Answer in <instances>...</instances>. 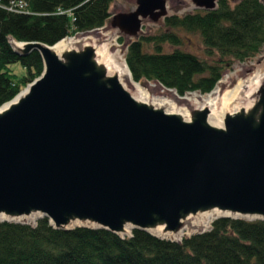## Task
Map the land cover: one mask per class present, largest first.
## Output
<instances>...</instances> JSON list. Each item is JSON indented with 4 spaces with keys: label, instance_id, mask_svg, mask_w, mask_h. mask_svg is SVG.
<instances>
[{
    "label": "water",
    "instance_id": "95a60500",
    "mask_svg": "<svg viewBox=\"0 0 264 264\" xmlns=\"http://www.w3.org/2000/svg\"><path fill=\"white\" fill-rule=\"evenodd\" d=\"M135 2L109 18L120 35L169 15L167 0ZM95 30L63 38L61 51L60 41L9 40L20 56L37 51L43 70L0 106V221L47 217L56 229L181 241L209 230V219H264V72L227 104L236 81L217 88L213 106L179 93L155 103Z\"/></svg>",
    "mask_w": 264,
    "mask_h": 264
},
{
    "label": "trees",
    "instance_id": "16d2710c",
    "mask_svg": "<svg viewBox=\"0 0 264 264\" xmlns=\"http://www.w3.org/2000/svg\"><path fill=\"white\" fill-rule=\"evenodd\" d=\"M113 1L0 0V106L43 70L37 51L20 56L10 38L54 44L88 33L105 25ZM163 26L129 41L125 60L133 79L157 81L180 95L207 93L235 61L262 50L264 1L217 0L215 9L168 15ZM187 33L200 36L206 58L181 47ZM14 62L25 75L10 69ZM0 264H264V219L220 217L181 241L142 229L129 237L100 227L56 229L47 217L35 224L0 221Z\"/></svg>",
    "mask_w": 264,
    "mask_h": 264
},
{
    "label": "rangeland",
    "instance_id": "374dc122",
    "mask_svg": "<svg viewBox=\"0 0 264 264\" xmlns=\"http://www.w3.org/2000/svg\"><path fill=\"white\" fill-rule=\"evenodd\" d=\"M264 1V0H263ZM235 2V1H234ZM233 2V3H234ZM136 5L135 0H114L111 4L112 13H117L119 11H125L133 8ZM168 5V14H178L182 15L187 12H193L198 9H204L197 7L192 0H167ZM164 23V19H160L156 22L150 20L149 18L143 21L142 30L139 35L136 37H130L127 35H120L116 28H113L110 24V19L105 23L104 26L98 28V31L104 36H111L109 46L111 47L113 57L117 62L126 63L125 54L127 50V45L129 41L139 38L144 34H154L160 29H162ZM80 35V33L78 34ZM73 37V36H71ZM166 49L172 50L174 46L167 44ZM183 49L196 53L200 57L206 58L207 54L205 52V46L198 34H184V43L181 46ZM10 69L18 76H23L26 74V68L20 62H14L9 65ZM264 72V46L259 54L255 57L246 59L243 61H235L231 68L226 69L221 78L218 80L214 88H219L221 84L230 81H244L247 78L255 74H261ZM135 84H138L146 94H150L155 98H168L172 99L174 96L176 97L177 91L175 89H170L157 81H151L143 79L141 81L133 80ZM213 88V89H214ZM212 89V90H213ZM211 92V91H210ZM207 93H202L199 91H188L187 93L181 95H189V96H204ZM37 219L32 224H35ZM212 223V222H211ZM211 226V224H210ZM211 228V227H210ZM184 235L183 237H185ZM182 237V238H183Z\"/></svg>",
    "mask_w": 264,
    "mask_h": 264
},
{
    "label": "bare ground",
    "instance_id": "6f19581e",
    "mask_svg": "<svg viewBox=\"0 0 264 264\" xmlns=\"http://www.w3.org/2000/svg\"><path fill=\"white\" fill-rule=\"evenodd\" d=\"M81 35V34H80ZM74 37H77V36H74ZM67 40H69V37H66ZM64 41L66 40H60V42L58 44L55 45V47H57L58 51H61L64 47ZM258 77H260V74H255L253 76L250 77L249 80L253 81V83L255 82L254 80H256ZM241 84H243L242 81L238 82L233 88L227 90L224 94V98H223V104H227L229 102H231V100L233 99V97L235 96V94L237 93V90L239 89V87L241 86ZM137 88H138V91H140V94L142 96H144L143 98H148V94L145 93V91L137 84ZM217 92V88H215L212 92L208 93L207 95H204L203 96V100L204 102L210 104L211 106L214 105V102L216 100V97L214 96L215 93ZM166 101V98H160L158 100L155 101V103H164ZM222 111V110H221ZM221 111H217L216 112V115H213L210 120L213 124L215 125H218V124H222V121L220 119L221 117ZM219 117V118H218ZM210 224H211V219H209L207 222H206V226L207 227H210Z\"/></svg>",
    "mask_w": 264,
    "mask_h": 264
}]
</instances>
